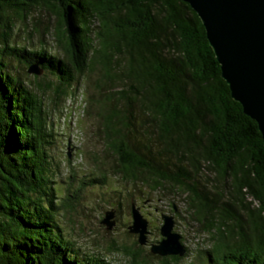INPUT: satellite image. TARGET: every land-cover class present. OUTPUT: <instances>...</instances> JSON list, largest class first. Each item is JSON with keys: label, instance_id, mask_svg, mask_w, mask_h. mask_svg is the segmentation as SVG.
I'll use <instances>...</instances> for the list:
<instances>
[{"label": "trees", "instance_id": "16d2710c", "mask_svg": "<svg viewBox=\"0 0 264 264\" xmlns=\"http://www.w3.org/2000/svg\"><path fill=\"white\" fill-rule=\"evenodd\" d=\"M43 7L52 11L49 31L64 57L10 42L15 21ZM0 29V264H114L64 234L61 210L78 198L60 197L53 178L60 165L54 120L95 68L97 93L85 111L100 122L104 168L136 186L182 191L213 241L198 251L182 237L183 256L154 254L150 242L146 250L137 240L108 251L122 252L129 264H181L197 252L201 264H264L263 137L233 99L188 3L0 0ZM35 63L41 75L29 73ZM61 151L71 167L73 156ZM106 174L86 185L105 183Z\"/></svg>", "mask_w": 264, "mask_h": 264}, {"label": "rangeland", "instance_id": "374dc122", "mask_svg": "<svg viewBox=\"0 0 264 264\" xmlns=\"http://www.w3.org/2000/svg\"><path fill=\"white\" fill-rule=\"evenodd\" d=\"M8 13L12 16L11 12L8 11ZM53 22L55 23V19L49 9L44 7L33 9L25 22L20 19L15 21L10 42L32 49L45 47L50 52L64 57L62 49L56 45L54 36L49 31ZM97 22L94 20L95 26ZM15 65H17L18 71L22 72L21 66L17 63ZM27 68L26 66L25 69L27 70ZM51 77H45V81L42 82H47ZM98 77L99 72L95 68L94 70L89 69L81 78L79 85L84 88L83 104L87 107L86 99L97 93L94 83ZM42 97L52 109V103H50L52 93H44ZM69 99L72 100L71 97ZM65 103L63 109H65ZM58 116L54 120V129L56 134L58 133L56 135L57 144L52 153L56 159L54 167L57 166V163L60 165L57 166V174L53 178L60 190V197L70 192L71 194L76 193L78 198V202L73 207H63L60 215L64 234L73 240L77 247L90 254H104L114 264H129L128 257L122 252H109L108 248L111 244L121 247L131 246L137 240V235L128 231V227L132 224L131 203H135L149 221L148 240L150 243L162 239L160 234L163 222L161 215L167 214L174 216V230L181 234L184 243H187L190 248L203 251L212 246L213 241L209 237V233L203 230L198 221L191 216V211L187 210L185 194L182 191L173 187L153 191L147 186H136L115 177L107 165L104 168L102 162L105 152L99 127L100 122L94 117L89 119L87 112L84 117L80 118L79 123V131L83 137L81 148L83 161L70 167L61 151L66 135L60 134L56 130ZM105 171L109 173L105 175V183L86 185L88 179L96 176L101 177ZM72 174L75 175V181L70 177ZM112 209L115 210L116 225L112 230H108L101 221L105 217V213ZM148 249L149 244L146 246V250ZM146 250L143 252L144 254ZM197 253L192 259H186L181 264H201L202 255Z\"/></svg>", "mask_w": 264, "mask_h": 264}, {"label": "water", "instance_id": "95a60500", "mask_svg": "<svg viewBox=\"0 0 264 264\" xmlns=\"http://www.w3.org/2000/svg\"><path fill=\"white\" fill-rule=\"evenodd\" d=\"M197 13L207 39L221 68V76L227 82L231 95L238 101L244 113L255 120L264 141V0H182ZM29 73L41 75L39 64H32ZM73 148L69 145L67 156ZM130 233L137 235L141 245L149 243V221L140 208L131 206ZM115 210H109L101 223L112 230ZM160 234L162 239L150 244V250L161 256H183L186 248L182 236L174 230L173 215L162 214Z\"/></svg>", "mask_w": 264, "mask_h": 264}, {"label": "built area", "instance_id": "2783aa9c", "mask_svg": "<svg viewBox=\"0 0 264 264\" xmlns=\"http://www.w3.org/2000/svg\"><path fill=\"white\" fill-rule=\"evenodd\" d=\"M83 91L84 88L79 87L77 98L68 100L67 103H65V109L58 116V124L56 125V130L60 134L66 135L65 139L63 140V149L65 155H67L69 145L73 148V165L81 163V152L77 143V132L82 114ZM185 244L190 247L187 243Z\"/></svg>", "mask_w": 264, "mask_h": 264}, {"label": "bare ground", "instance_id": "6f19581e", "mask_svg": "<svg viewBox=\"0 0 264 264\" xmlns=\"http://www.w3.org/2000/svg\"><path fill=\"white\" fill-rule=\"evenodd\" d=\"M74 96V95H73ZM71 99H73V97L71 98ZM74 99H76V97L74 98ZM70 100V99H69ZM87 106L85 105V104H83V107H82V114H81V117H84V115H85V108H86ZM81 137H80V136ZM77 143H78V147H82V145H83V137H82V135H81V132L79 131V129H78V132H77Z\"/></svg>", "mask_w": 264, "mask_h": 264}, {"label": "clouds", "instance_id": "9594fccd", "mask_svg": "<svg viewBox=\"0 0 264 264\" xmlns=\"http://www.w3.org/2000/svg\"><path fill=\"white\" fill-rule=\"evenodd\" d=\"M88 109V108H87ZM72 157V156H71Z\"/></svg>", "mask_w": 264, "mask_h": 264}]
</instances>
